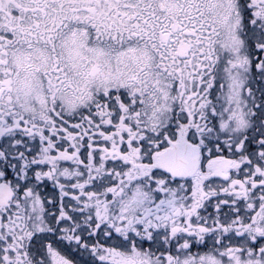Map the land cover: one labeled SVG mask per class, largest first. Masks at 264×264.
Listing matches in <instances>:
<instances>
[{
    "label": "snow or ice",
    "instance_id": "1",
    "mask_svg": "<svg viewBox=\"0 0 264 264\" xmlns=\"http://www.w3.org/2000/svg\"><path fill=\"white\" fill-rule=\"evenodd\" d=\"M0 264H264V0H0Z\"/></svg>",
    "mask_w": 264,
    "mask_h": 264
}]
</instances>
